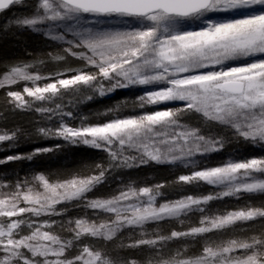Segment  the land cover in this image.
<instances>
[{
	"label": "snow or ice",
	"instance_id": "1",
	"mask_svg": "<svg viewBox=\"0 0 264 264\" xmlns=\"http://www.w3.org/2000/svg\"><path fill=\"white\" fill-rule=\"evenodd\" d=\"M22 3L0 0V12ZM28 7L32 11L14 23L66 45L47 54L61 70L44 76L33 71L35 64H17L0 76V89L25 82L22 92L7 91V103L56 117L58 126L37 132L62 143L7 156L0 164L31 161L65 146L103 151L107 160L88 166L87 174L54 181L38 173L31 181L0 185L11 189L0 193V264H264V200L251 199L264 197V156L192 167L155 185L121 182L114 195L89 198L114 170L177 162L188 168L197 156L220 153L233 139L264 148V0H34ZM70 60L80 66L71 67ZM137 86H145L132 104L143 109L140 114L123 115L125 102L94 114L95 122L64 110L66 96L87 91L91 101ZM174 102L180 103L167 106ZM191 114L199 115L201 127L182 122ZM213 125L228 129L231 137L205 132L204 126ZM22 132L4 131L0 142L11 143ZM202 184L220 191L165 199L168 187ZM223 198L247 199L213 212L210 202ZM68 203L92 215L59 222L65 237L54 231L58 222L51 217L63 215ZM196 213L198 224L183 231L146 230L169 221L183 225ZM100 215L106 218L98 221ZM257 221L258 233L249 227ZM137 229L140 239L134 238ZM124 230L132 233L130 242L109 248ZM248 232L253 234L244 235ZM187 238L204 241L199 254L187 255L186 244L170 249V242ZM141 249H147L143 260L121 255Z\"/></svg>",
	"mask_w": 264,
	"mask_h": 264
},
{
	"label": "rangeland",
	"instance_id": "2",
	"mask_svg": "<svg viewBox=\"0 0 264 264\" xmlns=\"http://www.w3.org/2000/svg\"><path fill=\"white\" fill-rule=\"evenodd\" d=\"M33 2H34V0L32 1V3ZM32 3L23 2L21 5L12 6L10 11L0 12V33H2V34L8 33V34H13V35L19 36L21 34V32L25 31L32 38L43 37V38L48 39L47 37H45L43 35L42 31L41 32H34L31 29L20 28L14 23V21L16 19L23 18L24 15H27L32 11V9L30 7H28V5H30ZM66 38L71 39L72 37L69 34ZM48 40L53 44L59 45L61 47V50H62L63 46L66 47V45H63L62 42L51 41L50 39H48ZM28 83H29V86H31V82H28ZM24 84H25V82H21L20 86L11 85V86H15L12 88V90L22 92ZM144 88H145V86H137V87H130V88H126V89H117L114 92L105 95L104 97L96 96L95 99H93L91 101H88L85 99L86 96L92 94L91 92H87V91L82 93V94H76L74 96H66V97H64V100H63V103L65 105L64 110L65 111L71 110L76 116H88L90 119L93 120V122H95V120L98 119V117H96L94 114L104 113L108 108H116L117 105H121V102H125L127 104V107L121 106L119 109V111L123 115L140 114V112H142L143 109H139V108L133 109L132 104L139 95L143 94ZM148 90H151V88L149 87ZM109 97H114V99H113V101H111V104H109V106L107 108H102L100 110L87 108L88 104L93 103L95 101L104 100V99H107ZM4 103H5L6 108H7L8 103H6L5 101H4ZM179 103L180 102H174V103L169 104L167 106L175 107V106H178ZM159 107H164V105H161ZM17 110H19V109H17ZM147 110H149V111L156 110V108H155V106H149ZM20 111H27L34 117L40 116V113H37L33 110H20ZM190 116H192L194 119L197 118V120L200 119L198 114H191V115H188L187 117H190ZM45 117H46V119L43 122V125L41 127L51 128L54 126H58L59 121L56 117H53L52 120H49L47 118V116H45ZM65 119L68 120L74 126H78L80 124L79 119H72V118H68V117H65ZM182 122L187 124V122L185 121V118L183 119ZM41 127L39 126V128H41ZM197 127H199V126H197ZM212 127L217 128V129H213ZM212 127L210 129L205 128V132L210 130L213 134L227 135L229 137H231V135H232V133L228 129L224 128L223 126L213 125ZM37 129L38 128L35 127L31 130V132H36L35 135L29 136L31 141H28L25 138L21 139V136H20V138L17 137V139L11 143L6 142V141L0 142V159H4L10 155H26V154L32 153L38 147L39 148L54 147V145L56 143H62V141H59L56 138H45V137L39 135V133L37 132ZM4 131L10 132L12 130L0 129V133H2ZM27 146H29V147L27 148ZM81 147H84V146H81ZM86 148H88V147H86ZM89 149H91V148H89ZM253 156H264V148H262V146L260 144H256L255 146H251L249 144H246L243 141H240L239 143H237L233 139V140H230V142L225 145V148L220 153H211L208 155L207 159H203V160L199 156H197L196 157V161H197L196 165H190L188 168H185L184 165L180 164L179 162H177V164H174V165L155 164V163H149L148 165L149 166L161 165L162 167L165 168V170H167L169 172H173L167 178H169V181H174L180 174H187V172L192 167H199L202 165L216 166V165H219V164L223 163L224 161L231 159V158L242 159V158H251ZM34 158L38 159L37 156ZM106 158H107V154H106ZM31 161H34V159ZM28 162H30V161H28ZM135 168L136 167L131 168V169L114 170L109 175L107 182L102 184L101 186H99L92 193H90L89 198L109 197L111 195H114L117 192V190L122 188L121 182H123V184H127L129 181H132V182H135L137 187L158 184V183H151V182L144 180V179H140V180L132 179L131 178L132 173L139 175L137 172V169H135ZM164 177H165V175H164ZM31 180L32 179H30L28 181H31ZM164 180H167V179L164 178L163 181H161V179H159V183L165 182ZM206 186H209V185H203L202 184L197 188H193V187H189V186H182L179 189H176L173 187H168L164 190L165 199L175 200V199H178L182 195H188V194L199 195L202 188H204ZM158 200H160V198H158ZM70 204H73V203H70ZM71 207H75L80 212L85 210V212H87V214L89 216L92 215L90 210H86L82 206L77 207L76 205H72ZM211 210L213 212L218 211V209H215L214 207H212ZM56 217L57 216L51 217V219H55L57 222H58V219H59V222L62 221L61 217L57 218V219H56ZM194 217H195L194 214H190L189 217L185 219V221H190ZM105 218H106L105 215H100L98 217V221L104 220ZM40 219L43 220V219H48V218L47 217H41ZM171 223L167 224V222H164V223H162V225L160 224L159 226L156 224H149L146 227V229L151 231V230H161V229L167 230V229L173 228V229L181 231V229L179 228V225H177V224L173 225V221ZM249 227H250V225H249ZM59 230H60V228H59V223H58L57 227L54 229V231L59 233ZM25 231H27V230H25ZM248 233H249V235H251L250 232H248ZM248 233H244V235H247ZM222 238L227 239L229 237L225 236ZM122 240H124V237L122 238ZM84 242L87 243L88 241H84ZM197 243H198V240H193L192 238H189L186 242L183 241L180 244H178V246L183 247L186 244L187 249H188L187 255H195V254H199V252L201 251L203 244H204V242H202L201 245H199L198 248H196V251L192 252L191 251L192 248L194 246H196ZM176 248H178V247H175V249ZM175 249H173V250H175ZM75 254H76L75 252L70 253V255H75Z\"/></svg>",
	"mask_w": 264,
	"mask_h": 264
},
{
	"label": "trees",
	"instance_id": "3",
	"mask_svg": "<svg viewBox=\"0 0 264 264\" xmlns=\"http://www.w3.org/2000/svg\"><path fill=\"white\" fill-rule=\"evenodd\" d=\"M33 0H23V2L26 3H32ZM24 35H21V34ZM19 36L13 35V34H5L0 36V74L4 73L5 71L9 70L12 66H15L17 64H35L37 67L33 69V71H40L41 75L47 76L49 72L59 71L61 70L60 67H57L56 62H52L48 60V53L49 52H55V51H61V47L59 45L51 43L48 39L43 37H35L32 38L27 34V32L23 31L21 32ZM64 47V46H63ZM45 61L44 64H37L38 61ZM71 67L76 68L79 67V63L70 60ZM112 99H108L112 101ZM0 116L2 119L0 120V123L10 124L12 128L22 129L23 132H25L26 128H29L27 125L29 122L27 121V116H11L7 114V108L4 103V99L0 98ZM187 117V116H186ZM185 117V118H186ZM29 118V117H28ZM201 127V125H198ZM197 127V126H195ZM206 129L208 127L204 126ZM213 128V127H212ZM0 129H2L0 127ZM217 129V128H213ZM8 130V129H4ZM28 141H31L30 137L28 138ZM38 159L34 158V161L29 160H15V161H8L5 164H0V185H15L18 180H20V176L23 173L27 180H30L33 178L34 175L38 173H44L46 175L51 176V178L57 180V179H63L69 177L71 174L76 172H84L87 174V167L90 165L95 164L96 162L100 161H106V157L97 150L87 149L85 147H69L67 150H64L62 152H58L56 155H50V153H45L40 156H37ZM45 162H50L51 164L45 165ZM154 170H156L161 177L166 176L168 173L165 171L164 167H151ZM22 169V171H21ZM16 170H18L17 173ZM21 171V174H20ZM140 172L142 174V169H140ZM159 178V179H160ZM167 178V177H166ZM169 181V178H167ZM170 182V181H169ZM11 189L0 187V193L10 191ZM216 191H220V189L215 188L214 186H206L202 188L199 195H207L209 193H214ZM247 198H242L237 200L236 198H223L222 200L212 201L210 202V209L214 207L215 209L224 210V209H231L235 207H239L243 204H245ZM252 201L259 204L260 200H264V197L256 196L251 198ZM69 212H73L74 214H67ZM77 212V209L75 207H71L69 211L65 212L61 216L62 221L67 222L70 218L79 217L78 215H75ZM194 218L190 221H185L183 225L179 221H173V225L177 224L179 225V228L181 231L185 230L186 227L198 224L199 222V214H194ZM60 218V217H59ZM57 219V218H56ZM172 221L167 222V224H170ZM59 223V219H58ZM172 224V223H171ZM260 221L255 222L254 224L250 225V227L253 229L254 232L260 231ZM162 225V224H161ZM148 232H152L155 230H148ZM162 230V229H161ZM173 230L167 229L162 230V234H169L170 231ZM139 229L136 230L135 239L142 238L139 235ZM250 234H253L250 232ZM132 235V233L129 230L122 231L119 236L112 242L115 243V245H118L122 238L124 237L123 242L128 243L129 237ZM249 235V233L247 234ZM126 239V240H125ZM189 238H187L188 240ZM204 242L203 240H198V243L196 246L192 248V252L196 251V248H198L201 243ZM111 243V244H112ZM180 241L177 242H170V249L173 250L175 247H178V244H180ZM146 250L147 249H143ZM132 250H125L122 253H129L128 257H132L131 252Z\"/></svg>",
	"mask_w": 264,
	"mask_h": 264
},
{
	"label": "bare ground",
	"instance_id": "4",
	"mask_svg": "<svg viewBox=\"0 0 264 264\" xmlns=\"http://www.w3.org/2000/svg\"><path fill=\"white\" fill-rule=\"evenodd\" d=\"M6 34H8V33H6ZM2 35H5V34L0 33V36H2ZM21 35H24V34L22 33ZM0 76H2V73L0 74ZM20 83L16 84L15 86H20ZM15 86H6L5 88L0 89V98L2 97L6 103H7V98H6L7 91H9V90L13 91L12 88L15 87ZM108 99H112V97H109V98L104 99V100H99V101H95L93 103H90V104L87 105V108H91V109H95V110H100L102 108H107L109 106V104H111V101L108 100ZM7 114L8 115H11V116H15V117L16 116H22V115L23 116H27V121L26 122H29V123L27 125H25V126H29V128H26L25 132H22L18 136V138H20V136H21V139L22 138L23 139L25 138L27 140H28V138H29L30 135H35L36 134V132H31V130L33 128H35V127L36 128H39V126L41 127L43 125V122L46 119V117L45 116H42L41 114H40V116H35L34 117V116H32L27 111H20V109L19 110L13 109V107L11 105H9V104L7 106ZM1 119H2V117L0 116V120ZM185 121L187 122V124H191L192 126L201 125L199 123L200 119L199 120H197V118L194 119L192 116L186 117L185 118ZM0 127L2 129H8L9 130V128L11 127V125L10 124H7L6 125L5 123H0ZM15 129H17V128H12L11 130L13 131ZM28 147L29 146H27V148ZM69 147H71V146H65L63 149H61L59 151H53L52 153H50V155L51 156L52 155H56V154H58V152H62L64 150H67ZM87 149H89V148H87ZM92 150H94V149H92ZM97 151H99V150H97ZM100 152L106 157V154L104 152H102V151H100ZM106 160H107V158H106ZM48 164H51V163L50 162H45V165H48ZM151 167H161V165H156V166L144 165L142 167L141 166L140 167H136L135 169H137V172H138L139 175H136V174L132 173V177L131 178L132 179H135V180L144 179V180H147V181H149L151 183H159L160 176H159L158 172L156 170H154L153 168H151ZM140 169H142V174L140 172ZM21 171H22V169H21ZM21 171H20V174H21ZM165 171H167V170H165ZM17 172H18V170H16V172H14V173H17ZM167 172L168 173L166 174L165 177H161L160 178L161 181H163L164 178L168 177L171 173H173V172H169V171H167ZM20 180H27L26 176L23 173L20 176ZM52 180L55 181V179H53V178H52ZM164 181H168V179L167 180H164ZM72 205H75V204L68 203L65 206L67 208V211L70 210V208H71ZM84 212H85V210L82 211V212H80L77 209V212L75 213V215H78L80 217V216L85 215V213H87V212H85V213ZM71 213L74 214L73 212H69L67 214H71ZM59 217H61V216H57L56 218H59ZM59 233L61 235H64L65 237H67V235H68L66 232L61 233V230H59ZM186 241H187V239L185 240V242ZM180 242H183V241H180ZM108 247L109 248L115 247V243L109 244ZM130 252H131L132 257H129V258H137V259L143 260L144 257L147 255V251L146 250H143V249H141V250H132ZM121 255L128 256L129 253H121Z\"/></svg>",
	"mask_w": 264,
	"mask_h": 264
}]
</instances>
